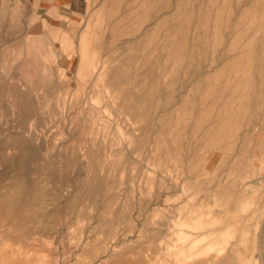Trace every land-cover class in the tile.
I'll use <instances>...</instances> for the list:
<instances>
[{
	"label": "rangeland",
	"instance_id": "obj_1",
	"mask_svg": "<svg viewBox=\"0 0 264 264\" xmlns=\"http://www.w3.org/2000/svg\"><path fill=\"white\" fill-rule=\"evenodd\" d=\"M0 264H264V0H0Z\"/></svg>",
	"mask_w": 264,
	"mask_h": 264
},
{
	"label": "crops",
	"instance_id": "obj_2",
	"mask_svg": "<svg viewBox=\"0 0 264 264\" xmlns=\"http://www.w3.org/2000/svg\"><path fill=\"white\" fill-rule=\"evenodd\" d=\"M88 0H39L40 3H45L50 5L52 8L63 11L78 12L81 11L83 5L87 3ZM93 1V0H91ZM114 2V1H113ZM115 2H120V0H115Z\"/></svg>",
	"mask_w": 264,
	"mask_h": 264
},
{
	"label": "bare ground",
	"instance_id": "obj_3",
	"mask_svg": "<svg viewBox=\"0 0 264 264\" xmlns=\"http://www.w3.org/2000/svg\"><path fill=\"white\" fill-rule=\"evenodd\" d=\"M199 109H202V108H199ZM204 110H205V108H204ZM211 111H213V110H211ZM13 186H14V192L12 194L14 196H18L19 198H21L22 201L24 199H28V196L31 193V189H30V186L28 185V183L25 179H23V178L17 179V180L15 179L13 182ZM38 190L41 191V188L39 187Z\"/></svg>",
	"mask_w": 264,
	"mask_h": 264
}]
</instances>
